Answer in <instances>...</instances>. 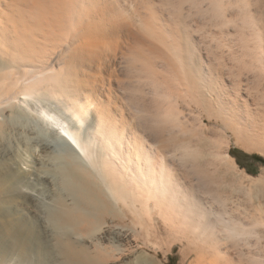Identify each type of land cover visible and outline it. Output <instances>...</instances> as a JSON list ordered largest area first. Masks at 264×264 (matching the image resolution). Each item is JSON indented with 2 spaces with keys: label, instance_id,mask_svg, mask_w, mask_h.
<instances>
[{
  "label": "bare ground",
  "instance_id": "obj_1",
  "mask_svg": "<svg viewBox=\"0 0 264 264\" xmlns=\"http://www.w3.org/2000/svg\"><path fill=\"white\" fill-rule=\"evenodd\" d=\"M230 144L264 153V0H0V264H264Z\"/></svg>",
  "mask_w": 264,
  "mask_h": 264
},
{
  "label": "rangeland",
  "instance_id": "obj_2",
  "mask_svg": "<svg viewBox=\"0 0 264 264\" xmlns=\"http://www.w3.org/2000/svg\"><path fill=\"white\" fill-rule=\"evenodd\" d=\"M229 154L238 166V173L243 174L242 186L249 192L252 202L264 205V153L255 150L248 151L235 144H230ZM253 156L258 159H252ZM261 244L264 246V241ZM178 247V245L173 246L168 254L158 253L159 262L161 264H184Z\"/></svg>",
  "mask_w": 264,
  "mask_h": 264
},
{
  "label": "trees",
  "instance_id": "obj_3",
  "mask_svg": "<svg viewBox=\"0 0 264 264\" xmlns=\"http://www.w3.org/2000/svg\"><path fill=\"white\" fill-rule=\"evenodd\" d=\"M252 159H258V158H256L255 156H253ZM259 161H260V160H259ZM263 163H264V162H263Z\"/></svg>",
  "mask_w": 264,
  "mask_h": 264
}]
</instances>
